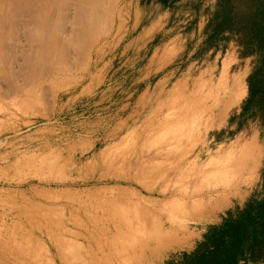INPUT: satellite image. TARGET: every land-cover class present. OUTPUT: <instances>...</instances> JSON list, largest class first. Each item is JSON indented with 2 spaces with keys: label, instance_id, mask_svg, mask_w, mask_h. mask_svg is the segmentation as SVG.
I'll use <instances>...</instances> for the list:
<instances>
[{
  "label": "rangeland",
  "instance_id": "obj_1",
  "mask_svg": "<svg viewBox=\"0 0 264 264\" xmlns=\"http://www.w3.org/2000/svg\"><path fill=\"white\" fill-rule=\"evenodd\" d=\"M262 5L121 0L81 83L56 103L0 102V264H60L48 235L61 264H190L210 227L261 201L264 112L243 101ZM177 223L187 243L144 244ZM256 236L229 264H264V222Z\"/></svg>",
  "mask_w": 264,
  "mask_h": 264
},
{
  "label": "bare ground",
  "instance_id": "obj_2",
  "mask_svg": "<svg viewBox=\"0 0 264 264\" xmlns=\"http://www.w3.org/2000/svg\"><path fill=\"white\" fill-rule=\"evenodd\" d=\"M120 2L0 0V102L5 105L6 112L17 105L15 100L9 99L10 96L19 97L18 101L23 103L35 102L45 95L47 99L43 98V101L50 102L51 99L56 103L64 94L60 88L70 81L75 85L81 83L91 64L97 63L101 47L108 38H113L117 22L123 20ZM78 72H82V76L77 79L66 78ZM58 75L64 76V79L55 80ZM242 93L240 88L231 92L226 99H229L227 108L235 104ZM4 111L0 110V113ZM197 120L214 122L213 119ZM245 150L246 153H255L259 148L253 143ZM239 154L244 156V150L240 149ZM258 160L256 155L252 158L253 166ZM184 229V224L177 223L157 238L149 236L144 244L157 243L160 249L183 245L188 241ZM47 237L50 239L46 240V246L57 252L61 264L65 258H61L59 248L50 235ZM71 247L78 248L76 245ZM33 260L36 261L34 257Z\"/></svg>",
  "mask_w": 264,
  "mask_h": 264
},
{
  "label": "trees",
  "instance_id": "obj_3",
  "mask_svg": "<svg viewBox=\"0 0 264 264\" xmlns=\"http://www.w3.org/2000/svg\"><path fill=\"white\" fill-rule=\"evenodd\" d=\"M264 2V0H263ZM263 10V11H262ZM262 15L253 19L249 41L255 58L247 76V96L243 101L245 108H259L264 112V6ZM264 181V175H263ZM264 222V198L249 201L235 218H225L218 226L210 227L205 240L190 256V264H229L235 262L243 252L242 241L250 237L248 250L257 241V231ZM202 251V252H201Z\"/></svg>",
  "mask_w": 264,
  "mask_h": 264
}]
</instances>
